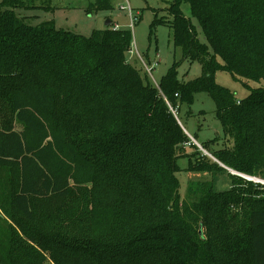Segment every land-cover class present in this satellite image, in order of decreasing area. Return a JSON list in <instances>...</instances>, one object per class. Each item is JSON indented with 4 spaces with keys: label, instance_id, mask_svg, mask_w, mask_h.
<instances>
[{
    "label": "trees",
    "instance_id": "16d2710c",
    "mask_svg": "<svg viewBox=\"0 0 264 264\" xmlns=\"http://www.w3.org/2000/svg\"><path fill=\"white\" fill-rule=\"evenodd\" d=\"M33 7L0 0V264H264V184L242 175L264 179V86L236 99L215 79L264 78V0L168 1L149 27L167 25L181 58L157 85L127 59L131 30L32 24ZM184 60L201 74L180 80ZM201 91L228 144L210 153L236 174L184 149L176 116ZM180 157L229 187L192 181L182 198Z\"/></svg>",
    "mask_w": 264,
    "mask_h": 264
},
{
    "label": "rangeland",
    "instance_id": "374dc122",
    "mask_svg": "<svg viewBox=\"0 0 264 264\" xmlns=\"http://www.w3.org/2000/svg\"><path fill=\"white\" fill-rule=\"evenodd\" d=\"M92 1L94 0H34V5L37 7L19 11L32 24L44 20H53L57 28L86 36L93 29L104 28L106 20L113 21V24L119 28L131 30V50L127 54V59L140 70L143 77H146L150 83L157 85L160 77L172 62L181 58V51L179 47L173 45L171 31L167 25L157 23L152 31L149 27L155 12L158 16L167 14L165 8L170 0H128V4L125 0H110L112 9L87 13L86 7ZM128 5L136 16V20L132 24H130ZM181 10L183 15L196 25L198 37L203 41V35L197 20L191 15L188 3H182ZM148 68L151 69L148 71ZM200 74L201 65L198 61L190 63L184 60L177 67V76L183 81L193 79ZM215 79L219 84L233 91L236 99L244 98L253 88L264 86V78L258 81L243 77L236 78L226 70H218L215 73ZM176 117L179 124L199 144L203 145L204 142L212 138L217 139L215 142L210 141L207 144L205 149L207 152L210 153L215 149L228 146L224 140L221 124L215 116L214 101L208 93L204 91L195 93L193 102L190 105L182 104ZM184 149L188 153L196 151L192 144H186ZM207 157L214 160L210 156ZM178 164L182 168L176 173L180 182L179 192L182 198L187 197L188 184L192 181H212L216 190H224L231 183L230 177L225 172L212 174L203 171H185L187 166V158L185 157L178 158ZM226 170L231 174H236L234 170L228 167ZM3 173L4 171H0V175ZM242 175L264 184V179ZM3 219L6 220L4 216Z\"/></svg>",
    "mask_w": 264,
    "mask_h": 264
},
{
    "label": "built area",
    "instance_id": "2783aa9c",
    "mask_svg": "<svg viewBox=\"0 0 264 264\" xmlns=\"http://www.w3.org/2000/svg\"><path fill=\"white\" fill-rule=\"evenodd\" d=\"M126 2H127V4H128V0H125ZM127 8H128V14H129V17H130V24H132V23H134V21L136 20V16L133 14V12H132V10H131V8L129 7V5L127 6ZM113 28H118L117 27V25L115 24L114 25V27ZM151 69V68H150ZM149 68H148V71L150 70ZM237 102H238V100H237ZM182 128H183V131L188 135V137L190 138V141L189 142H187L186 144H194L195 146H197V148L199 149V150H201L202 151V154L203 155H207V156H210V157H212L213 158V156L209 153V152H207L206 150H205V148H203V146L201 145V144H199L190 134H188V132H187V130L186 129H184V127L182 126ZM248 178V177H247ZM251 179V178H250Z\"/></svg>",
    "mask_w": 264,
    "mask_h": 264
},
{
    "label": "water",
    "instance_id": "95a60500",
    "mask_svg": "<svg viewBox=\"0 0 264 264\" xmlns=\"http://www.w3.org/2000/svg\"><path fill=\"white\" fill-rule=\"evenodd\" d=\"M106 26H108V24H109V21L108 20H106ZM105 26V27H106ZM213 159H214V161H216V162H218L221 166H223V167H226V166H224L222 163H220L218 160H216L214 157H213ZM227 168V167H226ZM234 173H236V172H234ZM248 179H250V178H248ZM199 232H201V229L199 230Z\"/></svg>",
    "mask_w": 264,
    "mask_h": 264
},
{
    "label": "crops",
    "instance_id": "0c3cea01",
    "mask_svg": "<svg viewBox=\"0 0 264 264\" xmlns=\"http://www.w3.org/2000/svg\"><path fill=\"white\" fill-rule=\"evenodd\" d=\"M109 21V24L108 25H110L112 28L114 27V25L115 24H113V21H111V20H108ZM118 27V26H117ZM119 28V27H118Z\"/></svg>",
    "mask_w": 264,
    "mask_h": 264
}]
</instances>
